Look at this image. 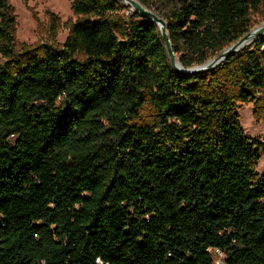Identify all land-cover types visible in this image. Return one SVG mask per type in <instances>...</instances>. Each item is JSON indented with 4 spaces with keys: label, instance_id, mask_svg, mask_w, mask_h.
I'll return each mask as SVG.
<instances>
[{
    "label": "trees",
    "instance_id": "obj_1",
    "mask_svg": "<svg viewBox=\"0 0 264 264\" xmlns=\"http://www.w3.org/2000/svg\"><path fill=\"white\" fill-rule=\"evenodd\" d=\"M68 1L62 46L32 48L0 0V264H213L211 249L264 264V141L236 111L264 117V34L183 74L120 0ZM137 1L183 68L249 32L262 3Z\"/></svg>",
    "mask_w": 264,
    "mask_h": 264
},
{
    "label": "rangeland",
    "instance_id": "obj_2",
    "mask_svg": "<svg viewBox=\"0 0 264 264\" xmlns=\"http://www.w3.org/2000/svg\"><path fill=\"white\" fill-rule=\"evenodd\" d=\"M121 2V1H120ZM15 17V42L18 46L38 47L42 45L61 47L77 19L71 12L68 0H9ZM123 14L131 13L129 7L121 2ZM140 20L139 17L135 18ZM251 29L264 24V0L254 14L250 15ZM239 123L251 141H264V117L256 120L253 103L237 104ZM146 117L147 108L140 111ZM256 171H264V158L256 166ZM213 264H223L224 254L210 250Z\"/></svg>",
    "mask_w": 264,
    "mask_h": 264
},
{
    "label": "water",
    "instance_id": "obj_3",
    "mask_svg": "<svg viewBox=\"0 0 264 264\" xmlns=\"http://www.w3.org/2000/svg\"><path fill=\"white\" fill-rule=\"evenodd\" d=\"M120 1L124 5L129 7V11L131 13H138L141 17L148 18L157 26L160 36L162 38L163 46L165 48L169 63L171 64L174 70L183 74H196L207 72L219 65L227 56L234 54L246 45L250 44L255 38L264 34V24L259 25L249 30V32L244 34L236 42L223 49L216 56L208 59L205 63L193 66L191 68H183L172 51L165 20L152 10H149L142 6L137 0ZM65 110H67V105L65 106Z\"/></svg>",
    "mask_w": 264,
    "mask_h": 264
},
{
    "label": "built area",
    "instance_id": "obj_4",
    "mask_svg": "<svg viewBox=\"0 0 264 264\" xmlns=\"http://www.w3.org/2000/svg\"><path fill=\"white\" fill-rule=\"evenodd\" d=\"M212 250V249H211ZM214 250H216V249H214ZM218 251V250H217Z\"/></svg>",
    "mask_w": 264,
    "mask_h": 264
}]
</instances>
